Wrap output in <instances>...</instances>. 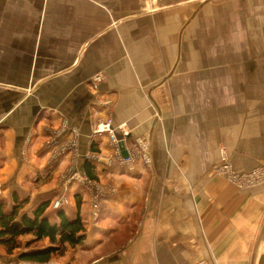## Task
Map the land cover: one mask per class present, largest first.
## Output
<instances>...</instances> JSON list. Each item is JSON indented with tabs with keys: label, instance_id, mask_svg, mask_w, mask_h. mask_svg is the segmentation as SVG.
I'll return each mask as SVG.
<instances>
[{
	"label": "crops",
	"instance_id": "crops-1",
	"mask_svg": "<svg viewBox=\"0 0 264 264\" xmlns=\"http://www.w3.org/2000/svg\"><path fill=\"white\" fill-rule=\"evenodd\" d=\"M108 119L133 151L150 141L152 164L90 161L97 181L65 204L86 239L55 264H259L264 184L239 188L215 167L223 152L238 174L264 167V0H0L7 209L17 192L32 210L60 177L86 178L88 153L113 154L95 134ZM25 250L0 246V264H28Z\"/></svg>",
	"mask_w": 264,
	"mask_h": 264
},
{
	"label": "trees",
	"instance_id": "trees-1",
	"mask_svg": "<svg viewBox=\"0 0 264 264\" xmlns=\"http://www.w3.org/2000/svg\"><path fill=\"white\" fill-rule=\"evenodd\" d=\"M85 171L90 181H97L92 162H86ZM13 199L11 210L7 209L5 200H0V246L8 255L25 248L18 257L19 261L49 264L65 256L69 248H76L85 241L86 225L79 214L70 217L63 207L54 210L50 215L47 213L52 198L40 201L30 211H26L30 199L22 198L17 192ZM80 205L78 202V207ZM24 236H33L34 240L23 246L20 238ZM45 240L49 241L48 246H36Z\"/></svg>",
	"mask_w": 264,
	"mask_h": 264
},
{
	"label": "built area",
	"instance_id": "built-area-1",
	"mask_svg": "<svg viewBox=\"0 0 264 264\" xmlns=\"http://www.w3.org/2000/svg\"><path fill=\"white\" fill-rule=\"evenodd\" d=\"M100 81L101 77L99 75L94 77V83L97 84ZM119 129L122 132V138L117 137L116 128L113 127L111 119L100 123L95 130V134H105L108 136L110 143L113 146V154L104 155L88 153L85 158L97 165L104 164L107 167L118 166L129 171H134L136 169L135 167L138 159H140L145 165L150 166L152 164L150 141L147 138L136 139L135 146L137 151L135 152L127 146L130 132L125 129V125H121ZM216 172L242 189H250L264 184V167L257 168L249 173L238 174L234 171L232 162L225 152L222 153L221 161L219 165L216 166ZM72 178L82 184L86 183L84 177L78 172H75ZM60 205L61 204L57 203L55 208H58ZM95 208L97 210L99 207L95 206ZM50 264L55 263L51 262Z\"/></svg>",
	"mask_w": 264,
	"mask_h": 264
},
{
	"label": "rangeland",
	"instance_id": "rangeland-1",
	"mask_svg": "<svg viewBox=\"0 0 264 264\" xmlns=\"http://www.w3.org/2000/svg\"><path fill=\"white\" fill-rule=\"evenodd\" d=\"M215 170H216V167H215ZM75 172H73V173L72 172L67 173L65 176L62 175L63 178L60 177L58 179V181L63 182L62 185H64V187L62 188V191L60 193L58 192L57 194H55V198L52 199V202H51L52 204H51L50 207L53 210H57V209L62 208V207H63L62 209H65V204L67 205V202L70 201V200H72L73 196L75 195L74 194V189L77 188V186L80 187V188H82L81 187L82 184L79 181H75L72 178V176L75 174ZM84 179H86L89 182V179L87 177L84 178ZM56 184H57V182H56ZM78 184H80L81 186H79ZM83 189L85 190V188H83ZM1 193H2V189L0 188V196H1ZM98 200L99 199L96 198V200L92 204V208H93L94 215H95L94 217H96V218L99 217V214H100L101 209H102V207H101V205H100V203H99ZM57 203L58 204H61V205L58 208H55V205ZM95 206H98L99 208L96 210ZM53 210H52V212H53ZM96 214H97V216H96ZM43 245H44L43 242H41V243L37 244L36 246L37 247H41Z\"/></svg>",
	"mask_w": 264,
	"mask_h": 264
},
{
	"label": "water",
	"instance_id": "water-1",
	"mask_svg": "<svg viewBox=\"0 0 264 264\" xmlns=\"http://www.w3.org/2000/svg\"><path fill=\"white\" fill-rule=\"evenodd\" d=\"M125 156H126V154H125ZM259 264H264V252H263V254L259 260Z\"/></svg>",
	"mask_w": 264,
	"mask_h": 264
}]
</instances>
